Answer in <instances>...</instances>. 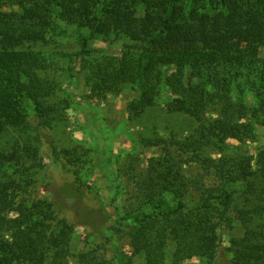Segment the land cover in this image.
Masks as SVG:
<instances>
[{"label": "trees", "instance_id": "obj_1", "mask_svg": "<svg viewBox=\"0 0 264 264\" xmlns=\"http://www.w3.org/2000/svg\"><path fill=\"white\" fill-rule=\"evenodd\" d=\"M56 15L95 37L133 43L119 56L84 61L92 98L137 87L128 112L144 120L166 92L159 114L184 126L161 136L158 124L144 125V144L160 151L142 175L129 165L125 215L109 229L130 255L108 259L95 237L74 264H132L137 256L164 264L169 249L213 264L219 231L235 226L242 235L229 241L231 263L264 264V148L240 149L264 125V0H0V264H72L74 228L33 195L43 141L75 177L87 164V150L63 141L68 102L46 77ZM193 165L199 173H183Z\"/></svg>", "mask_w": 264, "mask_h": 264}, {"label": "rangeland", "instance_id": "obj_2", "mask_svg": "<svg viewBox=\"0 0 264 264\" xmlns=\"http://www.w3.org/2000/svg\"><path fill=\"white\" fill-rule=\"evenodd\" d=\"M99 1L102 5L111 0ZM49 38L50 46L45 50V57L50 68L46 77L58 83L59 98L68 102L63 141L66 139L87 150V164L80 176L75 177L72 172L63 169L61 162L52 156L49 143L43 141L40 148L43 168L35 178L33 195L51 203L57 218L66 219L74 228L70 243L72 264L77 254L90 248L89 241L95 237L105 243L101 245L108 259L116 258L120 252L130 255V249L127 246L121 249L122 245L111 236L109 229L115 222L122 221L125 215L123 203L128 191L125 173L129 165L136 169L137 176L142 175L146 172L148 161L156 158L160 151L157 146L144 144L143 138H150L144 125L156 123L158 134L167 136L171 129L181 131L184 128L183 122L159 114L169 101L166 92L161 93L157 108L146 115L144 120L132 118L128 112L129 104L139 97L137 87L128 86L116 95L108 94L98 99L90 96L85 81L84 61L119 56L125 46L133 44L125 36L95 37L87 29L69 25L56 15ZM29 117L31 121L34 120L32 107L29 108ZM215 117L214 110L207 113L208 119ZM227 143L233 147L239 146L236 141ZM263 148L264 125L257 123L256 139L240 145V149L255 154ZM236 152L233 149L227 151L228 155ZM199 172L197 165L183 170L186 175ZM165 199L172 204L169 195H165ZM193 204V200L186 203L187 207ZM10 216L17 215L11 213ZM219 234L220 247L213 264H232L229 241L234 236L242 235V229L238 226L234 230L223 228ZM118 245L120 249L115 250ZM132 264L146 262L142 256H137ZM164 264H207V261L192 255L175 256L173 249H169Z\"/></svg>", "mask_w": 264, "mask_h": 264}]
</instances>
